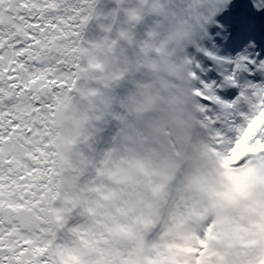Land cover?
Masks as SVG:
<instances>
[{"label": "snow or ice", "instance_id": "1", "mask_svg": "<svg viewBox=\"0 0 264 264\" xmlns=\"http://www.w3.org/2000/svg\"><path fill=\"white\" fill-rule=\"evenodd\" d=\"M139 3L147 7L146 13L128 6L129 0H114L107 13L98 11V0H0V264H53L44 226L26 229L17 209L37 205L52 179L53 158L47 149L57 107L89 73L98 79L87 84L88 95L116 96L120 111L112 118L121 121L128 105L140 114L152 103L145 80L148 70L156 68L152 58L159 56L167 64L178 53L188 66L213 149L229 160L242 158L234 166L243 175L235 180L248 175L245 168L252 171L253 157L264 166V0ZM121 17L128 27L120 23ZM101 19L100 42L87 39L89 25ZM124 43L131 46L126 60L121 58ZM97 49L112 57L110 65L100 60ZM9 144L22 155L13 154ZM104 155L98 175L110 154ZM131 163L136 171L124 178L123 187L92 188L102 200L114 202L111 224L104 223V230L128 237L129 247L118 254V264H134L133 247L141 237L118 217L131 214L144 223L149 197L159 191L155 170L140 160ZM66 227L85 245L93 243L75 219ZM216 227L219 235L211 224L201 232L179 231L182 243H166L164 251L155 239L143 241L144 264H264V212L249 205L238 216L219 218ZM98 235L109 243L104 231ZM221 237L232 249L226 256L210 249V241ZM94 250L99 264H113L110 249Z\"/></svg>", "mask_w": 264, "mask_h": 264}, {"label": "clouds", "instance_id": "2", "mask_svg": "<svg viewBox=\"0 0 264 264\" xmlns=\"http://www.w3.org/2000/svg\"><path fill=\"white\" fill-rule=\"evenodd\" d=\"M128 6L147 11L139 0H129ZM149 19L156 24L155 19ZM120 23L128 27L126 18L121 17ZM101 39L102 36L98 37L97 43ZM123 48L121 58L126 60L131 46L124 43ZM96 54L106 65L111 64L112 57L106 56L103 49H97ZM173 55L174 59L167 64L159 56L152 58L156 68L145 74L152 97L146 113L138 114L128 105L123 119L113 120V113L120 111L119 99L109 93L88 95L87 84L98 79L95 73H89L87 80H79L74 94L58 105L47 149L53 158L54 175L37 205L17 209L26 229L44 226V240L53 264H99L94 250L97 247L110 249L109 258L118 264V254L129 247L128 237L113 236L104 230V223L111 224L109 213L114 202L102 200L92 188L94 184L105 185V191L123 187L124 178L135 174L131 162L136 160L155 170L159 191L149 197L144 223L131 214L118 217L121 224L131 225L141 234L133 247L134 264H144L143 241L150 238L164 251L166 243H182L177 238L179 231L201 232L211 224L219 235V218L238 216L249 205L264 212V166L253 157L249 166L252 171L245 168L248 175L241 181L235 180L236 175H243L234 166L242 158L229 160L213 149L192 92L188 66L178 53ZM109 126L113 131L101 148ZM8 149L22 155L11 144ZM105 153L110 155L102 165L103 174L98 175L96 168L105 159ZM88 207L95 211H82ZM73 219L93 243L85 245L66 227ZM98 220L103 223L97 224ZM181 221L182 227L178 228ZM101 231L109 238L108 244L99 240ZM210 249L225 256L232 251L222 237L210 241Z\"/></svg>", "mask_w": 264, "mask_h": 264}, {"label": "bare ground", "instance_id": "3", "mask_svg": "<svg viewBox=\"0 0 264 264\" xmlns=\"http://www.w3.org/2000/svg\"><path fill=\"white\" fill-rule=\"evenodd\" d=\"M112 7H114V0H98V11L100 13H107L108 11H110L112 9ZM104 21L103 19L99 20V21H93L87 31L86 34L88 33V38L89 40H96L98 37L104 35L100 25L103 24ZM143 29H140L138 32V36L142 35ZM124 91L123 89H121V92ZM113 131V128L111 126H109L108 128L105 129L104 132V138L101 140L100 142V147L102 148L105 144V141L110 137L111 133Z\"/></svg>", "mask_w": 264, "mask_h": 264}, {"label": "rangeland", "instance_id": "4", "mask_svg": "<svg viewBox=\"0 0 264 264\" xmlns=\"http://www.w3.org/2000/svg\"><path fill=\"white\" fill-rule=\"evenodd\" d=\"M89 34V33H88ZM88 34L86 35V38H88ZM121 94H123V91L121 92Z\"/></svg>", "mask_w": 264, "mask_h": 264}]
</instances>
